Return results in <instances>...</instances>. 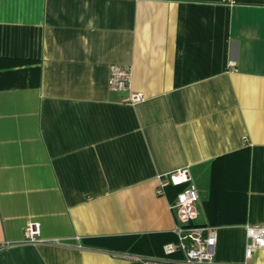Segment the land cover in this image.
I'll list each match as a JSON object with an SVG mask.
<instances>
[{
  "label": "crops",
  "instance_id": "crops-1",
  "mask_svg": "<svg viewBox=\"0 0 264 264\" xmlns=\"http://www.w3.org/2000/svg\"><path fill=\"white\" fill-rule=\"evenodd\" d=\"M110 64L144 101L109 90ZM182 169L217 261L243 263L264 225V0H0V264L164 258L158 177ZM28 223L61 242L25 243Z\"/></svg>",
  "mask_w": 264,
  "mask_h": 264
},
{
  "label": "built area",
  "instance_id": "built-area-1",
  "mask_svg": "<svg viewBox=\"0 0 264 264\" xmlns=\"http://www.w3.org/2000/svg\"><path fill=\"white\" fill-rule=\"evenodd\" d=\"M107 85L110 91L125 94L123 102L135 105L144 101L142 93L132 90V67L130 65L110 64ZM170 185H184L170 204V209L175 212L176 240L163 245L164 258H135L146 264H230L220 263L216 259L217 229L210 225L195 223L198 217L196 205L199 195L196 186L190 181L188 171L182 169L158 177L157 193L163 194L165 188ZM244 233V262L240 264H248L247 261L252 260L256 251L264 250V225L246 224ZM23 234L24 242L28 244H59L61 242L59 239H42L37 223H28ZM9 247H11L9 242L0 241V251ZM173 254H179L180 257L168 258Z\"/></svg>",
  "mask_w": 264,
  "mask_h": 264
},
{
  "label": "trees",
  "instance_id": "trees-1",
  "mask_svg": "<svg viewBox=\"0 0 264 264\" xmlns=\"http://www.w3.org/2000/svg\"><path fill=\"white\" fill-rule=\"evenodd\" d=\"M167 188H172L174 189V192H175V197L177 195L178 192H180L183 188H184V185H180V186H167L165 189ZM197 225H208V224H197ZM176 240V237L174 239V241Z\"/></svg>",
  "mask_w": 264,
  "mask_h": 264
},
{
  "label": "rangeland",
  "instance_id": "rangeland-1",
  "mask_svg": "<svg viewBox=\"0 0 264 264\" xmlns=\"http://www.w3.org/2000/svg\"><path fill=\"white\" fill-rule=\"evenodd\" d=\"M254 256H255V254H254Z\"/></svg>",
  "mask_w": 264,
  "mask_h": 264
}]
</instances>
